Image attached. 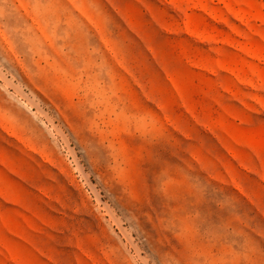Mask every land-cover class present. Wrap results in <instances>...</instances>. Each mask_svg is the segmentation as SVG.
<instances>
[{"label": "rangeland", "instance_id": "rangeland-1", "mask_svg": "<svg viewBox=\"0 0 264 264\" xmlns=\"http://www.w3.org/2000/svg\"><path fill=\"white\" fill-rule=\"evenodd\" d=\"M0 264H264V0H0Z\"/></svg>", "mask_w": 264, "mask_h": 264}]
</instances>
